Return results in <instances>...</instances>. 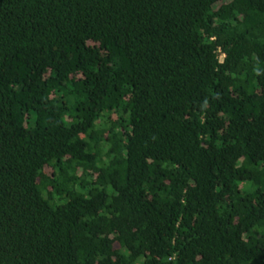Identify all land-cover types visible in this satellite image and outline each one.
<instances>
[{"label": "trees", "instance_id": "trees-1", "mask_svg": "<svg viewBox=\"0 0 264 264\" xmlns=\"http://www.w3.org/2000/svg\"><path fill=\"white\" fill-rule=\"evenodd\" d=\"M0 264H264V0H0Z\"/></svg>", "mask_w": 264, "mask_h": 264}]
</instances>
